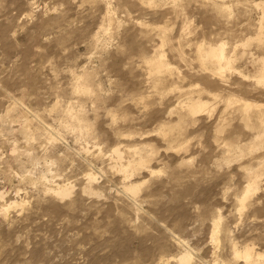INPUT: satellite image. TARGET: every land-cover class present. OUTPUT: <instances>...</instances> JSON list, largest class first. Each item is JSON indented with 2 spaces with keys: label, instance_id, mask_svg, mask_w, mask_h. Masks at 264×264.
I'll return each mask as SVG.
<instances>
[{
  "label": "rangeland",
  "instance_id": "374dc122",
  "mask_svg": "<svg viewBox=\"0 0 264 264\" xmlns=\"http://www.w3.org/2000/svg\"><path fill=\"white\" fill-rule=\"evenodd\" d=\"M263 27L264 0H0V264H264Z\"/></svg>",
  "mask_w": 264,
  "mask_h": 264
},
{
  "label": "bare ground",
  "instance_id": "6f19581e",
  "mask_svg": "<svg viewBox=\"0 0 264 264\" xmlns=\"http://www.w3.org/2000/svg\"><path fill=\"white\" fill-rule=\"evenodd\" d=\"M260 37H261V35H260ZM261 39H262L261 41H264V37L261 38ZM258 40H260V39L258 38ZM200 52H201L200 55H202V57L205 59V61L207 63L211 64L213 66L212 68H215V70H218V71L220 70V72H223V70H225V69L228 70L227 68H231V60H228L227 57H226V54H224L225 53V45L224 44L216 46V47H209L206 50L205 54H203L202 50H200ZM261 62L263 64L262 66H263V69H264V59H262ZM160 65H161L160 67H162L163 63L161 62ZM206 106H207L206 104H200V103H198V104H196L194 106L193 105H189V110L191 111V113L193 115H196V114H198V113H200L202 111H205L206 110ZM253 107H254L253 104L245 106L246 110H248V111L252 110ZM115 153H117V155L120 157L119 151H116ZM143 166H144V163L139 161L135 167L142 168ZM130 169H131V166H129L128 168H124L123 167V169H122L126 179L129 178V176L131 175V174H129L130 171H131ZM88 176H89L88 177L89 178V180H88L89 183H93L94 182V177L92 175H88ZM252 189H253V187H251V186L248 188L247 195L249 193H251ZM126 190L134 195V194H138V192L140 190V187L134 185L133 183H130V184L126 185ZM90 191L92 192V189H90ZM253 191H254V189H253ZM54 193L59 195V197L63 196L62 198H64V197L67 198V196L71 195L70 194L71 193V188L58 187L55 190ZM245 198H244V200H245ZM236 255L238 257H244L245 260L247 261V263H249V264H256L253 261V254L249 250H247V251H245L243 253H237ZM192 261H193V258L191 256V254L189 252H186V253H183L182 255H180L178 258H176V262L175 263L176 264H193Z\"/></svg>",
  "mask_w": 264,
  "mask_h": 264
}]
</instances>
